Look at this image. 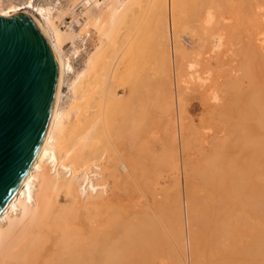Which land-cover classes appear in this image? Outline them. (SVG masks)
I'll return each instance as SVG.
<instances>
[{"label": "bare ground", "instance_id": "obj_1", "mask_svg": "<svg viewBox=\"0 0 264 264\" xmlns=\"http://www.w3.org/2000/svg\"><path fill=\"white\" fill-rule=\"evenodd\" d=\"M35 1L0 0L1 18H9L11 16H26L45 35L47 42L49 43L51 49L56 55L58 61V69H59L53 111L42 145L37 155L35 156L34 160L32 161L22 183L20 184L19 188L16 190L12 198L9 200L8 205L4 209L3 213L0 215V264H149L145 260L136 262L135 258L138 256L139 250L144 251L145 253L148 252L151 255L148 257H152V255L157 250V247L159 246L160 242L163 239L162 237L163 230L167 231L168 235H170V237L174 239L175 243L178 246L184 245L185 248L188 247L187 249L190 253L191 240H190V232H189L188 201L186 199L183 200L185 216L182 213L183 219L181 220L179 216L178 203L174 200L176 197L173 198L169 194V192L167 191L165 192V190L162 191L165 193L164 195L157 194L156 189L154 190L156 183L154 185H151V187L149 184L148 186L146 185V189L148 190L147 193L151 194L154 203V206L151 207V211L149 208H147L146 212L143 211L144 215L142 214L143 216L141 217V219L138 218V220L134 221V223L127 224L125 220L127 225L121 228V230L118 232L116 241L111 242L108 238H106V236L102 235V232L104 233V231L101 230V225H99L100 223H98L100 222L99 220L98 222L90 221V226L88 227L89 229L88 228L87 229L88 231L90 230L91 232L89 231L88 234L83 232L84 229L82 227L81 228L83 230L81 229L82 230L81 232V230L79 229L78 222H76L75 224L73 223V220L77 219L78 217L76 213L78 210L79 211L84 210V215L86 213V217L93 216L94 218L97 216V212H101L102 214L104 213L109 214L110 212H113L114 214H116V210H118V208L119 209L121 208L122 204L120 202L123 200L122 196L120 195L121 193L119 194L117 191H119V189L124 185L127 184L130 185V182L132 181L137 182V180L138 181L143 180L144 177L142 176L143 173L141 174V167L139 170V166H142V164H140L141 162L139 160H135V158H130L131 154L129 150L135 148L136 146L138 148V145L143 141L146 132L151 128L150 117H149V114L151 113L150 111H152L153 108L151 99L157 100L158 105L162 107L163 103L167 101L166 99V96H168L167 89L165 88V85L161 83V76L163 72L161 71L160 65L158 63L154 62L153 64L154 72L152 73V75L156 77V80L154 81L147 78L148 76H146L145 74L141 75V73L136 71L137 68L136 62L142 61L143 59L141 57V53L145 49H143L144 46H143L142 36L145 33L144 30H146V27L144 29L140 28L139 31L137 32L138 36L136 37H134L135 35L130 34V32H134V30L136 31V28H138V26L142 24L141 22H140L141 24H139V22H137V19L135 22L133 16L131 17L132 18L131 20L134 21H131L129 27L127 28V32L121 34L122 35L120 36L121 39L118 40L120 41L119 47L121 46L122 53L126 49V45L130 44V47L128 48V50H125L122 56L120 54L119 57L116 54L117 50H115L114 48L118 62L112 65L109 61L108 54L103 52L104 49L103 50L99 49L102 47H99L98 49L96 48L97 51H95L94 54H90L87 57L83 69L79 71L78 74H76L77 76L75 75L76 77L71 82L68 81L69 83L67 82L68 84H65L67 75L73 73V69L70 64V56L68 54L71 53L72 56H78L80 54L81 48H83L82 46H85V38H87L86 36L91 35L87 30L89 29L88 28L89 21L90 20L94 21L92 25H94L95 30L101 39L100 46H103L102 44L104 43H102V41L104 42L109 40L112 41L113 40L112 38L116 36L114 32L115 28L120 26L121 23L123 22H126V24L129 22L128 18L130 14H129V10H127V4L129 2L131 4L132 0H45L44 2L46 3L45 4L43 3L44 5L42 4L40 5V3L36 5L34 3ZM164 1L165 0H153V2H151V4L153 3L152 11H151L152 15H150L151 22H147L150 24H148L149 26L147 27V31L145 34L148 35L149 33H151V35H153V32L157 26L153 24V21L157 22V20L159 19V13L162 10ZM175 2L180 7L179 9L181 11V15L179 17V25L182 27H186L188 26L190 20V16L187 14V9L185 7L186 0H175ZM104 3L107 4L105 9L108 12V17L106 15L107 18H105L107 19L106 21H102L100 16L99 17L93 16V11L99 5ZM137 13L138 12H136L135 14ZM140 15L138 16L142 18V14ZM213 18H214L213 12H211L210 10L207 11L203 20L204 24L206 26L210 25ZM137 23L139 25H137ZM142 27H144V24ZM205 32L206 33L209 32V29H206ZM234 32L236 31L234 30ZM224 33H225L224 35H226L227 37V34L229 32L226 28L224 29ZM169 43L172 48H177L179 50V54L181 56L183 51L179 49L175 38L169 37ZM224 43L225 42L218 40L215 44L216 50L223 47V45H226ZM67 50H70L68 54L66 52ZM115 54H114V58L116 57ZM181 57L183 58L185 56H181ZM127 63L129 66L128 69L129 72L123 74L121 68L123 65ZM182 63L183 62H181L178 67L179 75L181 77H183L186 74L185 69L186 70L192 69V65H190V63L192 62H186L187 65ZM114 77L115 79L119 77L120 80L123 82L122 83L124 87L123 90H125L126 96L121 97L112 91L111 83L114 82L113 84H115L116 82V80L112 81ZM157 82H160V86H161V90L158 89V91L155 85ZM253 82L254 81H252V83ZM257 82L258 81H256L255 83ZM250 85L252 86V84ZM253 88L254 87L252 86V89ZM64 90H67L66 92H68L70 96H67L68 94L65 95ZM254 95H256V93ZM256 96L258 97L259 95L257 94ZM256 96L254 97L255 99L254 98L252 99L256 100L257 99ZM212 100L214 102H217L218 97L214 96ZM258 102L259 99L258 101L254 102L255 104L253 103L254 106L257 105L255 107L256 109L254 108V113L255 111H257V109L258 112H261L259 111L260 109L263 110L262 107L264 106L262 105L263 104L262 99H261L262 103L259 102L262 106L258 105L257 104ZM70 104H76L77 107L75 108V110L68 109V106ZM248 106L250 107V109L248 108L250 111L251 106L253 105L251 104V106L250 105ZM248 106H246V108ZM258 106L260 109L258 108ZM213 111L214 110H212V112ZM226 111L227 110H224V112L214 111V113L216 114V116L220 118V116H226L228 114ZM251 111L252 114L254 115L253 109ZM251 111L249 112L251 119L252 117L256 116L257 119L255 120H258L260 117L262 118L264 115V113L263 114L260 113L262 116L259 115L258 118L257 117L258 114L253 116L251 114ZM236 112L239 111L236 110ZM229 114L231 115V113ZM243 114L244 113H242V116L246 115ZM247 116L245 117L249 119L251 122L254 120V119L251 120ZM261 118L259 119V121H257L258 123L264 122V118L263 120ZM243 119H244L243 117L239 119V121L240 120L243 121V124L237 122L238 126L239 124H241L240 126H242V128H244V125L247 124L245 123L247 119L245 121ZM251 122H249V124L254 123L255 126L256 121L252 123ZM237 123H234V125H236ZM234 125L233 127H235ZM258 126L259 127L257 128H260V126L263 125L259 124ZM226 127H228V125ZM247 127H249L248 124ZM230 128L231 126H229V129ZM261 128L263 129V127ZM237 129L233 130L232 128L231 132L233 133L235 131V133L233 134H236ZM249 129L250 128H248V130ZM243 130L242 133L244 132ZM239 131L241 132V127ZM250 131L253 132V129L251 128ZM256 131L257 129L255 130V133H257ZM262 132L264 133V130ZM249 133L250 132L248 131V133H246L245 136L246 135L248 136ZM259 136H261V134ZM239 138L241 137L239 136ZM243 139L245 138L242 137V140ZM236 141L238 142V139ZM244 142L246 143L247 141H241V143ZM234 144H232L233 147ZM242 145L240 146V148L241 147L245 148L244 146L245 144ZM249 145L250 143L246 148L249 147L248 149H250ZM259 145L257 144V146ZM252 146H254L253 143ZM220 147L221 145L220 146L218 145L213 150L212 158L207 160V162H205V166L202 167V169L203 168L205 169V172L207 174L208 183L210 184L209 187L212 186L213 188L212 190L210 189L211 190L210 193H212L216 197L217 201H219L220 204H224V202H226L227 196L229 195L223 194V190L224 192L225 190L228 191L227 188L225 189V185L226 183L228 184L229 181L231 180L230 183L232 182L233 185L231 187L232 189L231 191L234 194V191L238 190L239 194L237 195V192H235L236 196L243 197L245 202L244 205H247L249 201L248 199L247 201H245V198H247L246 195L255 194V193L253 194V191H255L254 190L255 184L253 185L249 182L251 180L248 179V176L250 174L246 175L247 173L246 169L242 168L245 166L243 161H242L243 165L242 163H240L241 166L239 167L238 175L237 174H235L236 176L233 175L235 172L233 168H237L239 165L237 166V164H235L237 167L234 166L233 162H235V160L231 158L232 154H234L231 153L232 148L230 147L231 148L230 150L225 149L223 151L224 149L223 146L222 148ZM127 148H129L128 152L126 150ZM166 150H162L160 152L156 168H158L160 164L161 167L166 166L165 164L170 161L172 155L174 159L175 157L178 156L172 154L173 151L171 153H167ZM240 150H242L243 152L244 149L243 148L239 149L238 147V150H236L237 155L240 154V152L238 153V151ZM232 151L234 152V149H232ZM182 153H184V151ZM260 153H262V151ZM246 156L249 155L246 154ZM230 158L231 161H233L232 163H230L231 162ZM161 167L159 168L161 169ZM251 168L254 169V165ZM262 168H264V166ZM156 170L158 171L157 174H160V172H162V171L159 172L158 169ZM262 173L264 172L262 171ZM256 177L253 178L256 179ZM258 178L260 179V176ZM262 181L263 180H261V182L259 181L257 182L262 183ZM139 183H141V181H139ZM174 184H175L174 188H176V195L177 196L181 195L180 194L181 183L179 184L178 181H175ZM129 185H127V187ZM233 188L237 190L235 189L233 190ZM257 188L258 187L256 186V189ZM263 190L264 187L261 190V192L259 191V193H257L258 191L256 190L257 194H255L253 197L255 201L252 200L255 202L252 203V205L254 204L253 207L250 204L252 201L249 202L248 204L249 210L250 207H252L251 209L253 208L255 209L254 213H256V211H260V215L263 218V220L260 223V229L257 231L258 233L256 234V236H254L255 234L252 235L253 233L251 234L252 236H254V238H252L254 240L253 243L255 244L254 246H252L253 249L250 248L252 250L247 251L246 248V252H244V255L247 257V255L249 254V258H250L254 256V251L258 250L257 257L261 259L264 263V192H262ZM197 192L198 191L195 190V194ZM63 193L65 194V197L67 196L70 203L68 204V206L65 204L66 207L62 206V204L59 202L61 194ZM238 197L236 199H238ZM168 199L170 200L171 204H166L165 201ZM196 200L197 199H195V197L192 195L190 202H192L194 205H198ZM209 200L210 203H212L213 199L212 201L211 199ZM231 200L232 199L230 198V201ZM238 200L239 202L238 201L236 202L233 201V202L240 203L241 199L239 198ZM243 203L241 202V204ZM237 207H239V205ZM228 208L230 207L229 206L227 208L224 207V212L222 214L221 223H223V226L222 224L218 225L219 227L218 231H220L219 229L222 230L221 235L223 234L224 238L226 237L225 236L226 234H229V229L231 228V222H230L231 215H233L232 214L233 211L230 212ZM126 209L130 210L128 206L126 207ZM133 209L135 208H132L131 210ZM221 211L222 210H220L219 212L221 213ZM127 212L129 211H126V213ZM191 213L193 212L191 211ZM244 213L246 212L244 211ZM244 213H240V215L243 214L242 220H244L243 218L249 219L248 216L245 217ZM133 214L135 215V213ZM108 217L105 218L106 221L105 220L103 221L107 222ZM232 218L234 219V217ZM217 219L219 220V218ZM238 219H239V215L237 220ZM253 219H254V215H253ZM219 222L220 221H218V223ZM232 222L236 224V222H240V221H232ZM93 223L95 224V226H93ZM201 223H203V225L204 223H206L205 225H207L208 221L206 220L205 222H201ZM215 224L214 226H216ZM205 225L202 227H205ZM220 225L222 226V228ZM247 225H249V222ZM251 226H252L251 228L253 229V225ZM243 227L241 231L244 230ZM256 227H258V225ZM207 228L206 229L204 228L205 229L204 232L208 230ZM214 228L212 223V228L210 227V229H214ZM247 229L249 230V228ZM254 230L255 228L253 229V231ZM201 231H203V229H201ZM245 232L248 233V231ZM211 233H213V231ZM208 235L211 234L209 233ZM237 236L238 235H236V237ZM243 238H245V236L242 237V239ZM209 241H207V243ZM236 243L238 244V242ZM232 244L233 243H231L230 246ZM234 245L235 244H233V246ZM230 246L227 247L226 245L228 249L230 248ZM255 246H256V250L254 249ZM221 247H223L222 244ZM194 251L195 250H193V252ZM230 251L231 250H229V252ZM208 252H211V250ZM221 252L224 253V250ZM238 254L239 253H237L236 255ZM208 255L209 254H207V256ZM208 257L207 259H209ZM212 257L213 256H211V259ZM235 257L236 256L234 255L233 258ZM237 258L239 257L237 256ZM145 259H147L148 261L150 260L149 258H145ZM176 259L175 261H177ZM244 259L246 261L244 260L242 261L247 263L248 258H244ZM250 260H248V262ZM231 261H233L232 258ZM235 261L236 260L234 259L233 262ZM251 261L249 262L250 264L252 263ZM233 262L229 264H237L238 261H236V263ZM221 263L222 262H220V264ZM188 264H197L195 260H192L191 254H189Z\"/></svg>", "mask_w": 264, "mask_h": 264}, {"label": "rangeland", "instance_id": "obj_2", "mask_svg": "<svg viewBox=\"0 0 264 264\" xmlns=\"http://www.w3.org/2000/svg\"><path fill=\"white\" fill-rule=\"evenodd\" d=\"M33 1H35V0H33ZM41 1L42 0H37L34 3L36 5L39 3H40V5L41 4L44 5L46 3V2H44L45 0H43L42 2ZM151 2H153V0H132L131 4L129 2L127 4V10H129V14H130V16L128 18L129 22L127 24H126V22H123V23H121L120 26H118L119 28L118 27L115 28L114 32H115L116 36H114V38H112L113 39L112 41L111 40L105 41V42L102 41V43H104V44H102L103 46H100L101 45L100 44L101 39H100L99 35L97 34L94 25H92L94 21L90 20L89 24H88L89 29H87V30L89 31V33L91 35L86 36L88 39L85 38V46H82L83 48H81L80 54L78 56H72L71 53L68 54L70 50L66 51L67 54L70 56V64L72 66L73 73L74 72L75 73L67 75L65 84H68L77 76L76 74H78L79 71H81L83 69L87 57L90 54H94L95 51H97L96 48L98 49L99 47H102L99 49H102V50L104 49L103 52L108 54L110 63L112 65H114V63L116 64V62H118L117 55H118V57L120 54L122 56L124 54L125 50H128V48L130 47V44L126 45V49L122 53L121 52L122 51L121 46L119 47L120 41H118V40L121 39L120 38V36H122L121 34H124L127 32V28L129 27L131 21L135 20V22H136V19H137V22H139V24H141V23L142 24L139 25L137 23V25H139V26H138V28H136V31L134 30V32H136V33L130 32V34H133V35H135L134 37H136V36H138L137 32L139 31V29L140 28L144 29L145 27H146V30H144V31L146 33L147 27L149 26L148 24H150L147 22H151V18H150L151 16L150 15H152L151 11H152V5H153V3L151 4ZM106 6H107L106 3L99 5L93 11V16L94 17L100 16L102 21H106L107 19H105V18L108 17V12L105 9ZM185 7L187 9V14L190 16L188 26L182 27L179 25V17L181 15V11L179 9L180 7L177 5L175 0H165L164 4L162 6V10L159 13V19L157 20V22L153 21V24L157 25L156 29L153 32V35H151V33L147 32V33H149L148 35L144 33L142 36L143 46H144L143 49H145V50H143V52L141 53V57L143 58L142 61L136 62L137 63L136 71L141 73V75L145 74L146 76H148L147 78L154 81V80H156V77H154V75H152V73L154 72V70H153L154 65L153 64H154V62L158 63L160 65L161 71L163 72V74L161 76V83H163V85H165V88L167 89V95H168V96H166L167 101L163 103L162 107H160L158 105L157 100L151 99L152 106H153L152 111H150L151 113L149 114L150 127L151 128L146 132L144 139L138 145V148H137V146L135 148H132L133 151H132V149L129 150V148L126 149L127 152L129 150L130 154L132 155V156L130 155V158H135V160H139L141 162L140 164H142V166H139V170L141 167V174L143 173L142 176L144 177L143 180H139V181H141V183H139L138 180H137V182L132 181V182H130V185L127 184V185H129L128 187H127V185H124L123 187H121L119 189L120 192L117 191L119 194L121 193L120 195L122 196L123 200L120 203L123 206L120 204L121 208L120 209L118 208V210H116V214H114L113 212H110L109 214L104 213V212H103L104 214H102L101 212H97V216L94 218L93 216L86 217V213L84 215V210H81V211L78 210L76 212L78 217H77V219L73 220V223L75 224L76 222H78L79 223L78 224L79 229L81 230L83 228L84 229V230L82 229L83 232L88 234V232L90 231V230L88 231V229H89L88 227L90 226V221L91 222H94V221L98 222V220H99L100 222H98V223H100L99 225H101V230L104 231V233L102 232V235L106 236V238H108L111 242L116 241L118 232L121 230V228L125 227L127 224L134 223V221H137L138 218L141 219V217L144 215V212H146L147 208H149L151 211V207L154 206V203H153V199H152L151 194L147 193L148 190L146 189V185L148 186V184H149L151 187V185H154L156 183L154 190L156 189L157 194H163L164 195L165 193L162 191L165 190V192L166 191L169 192V194L173 198L176 197L174 200L178 203L179 216H180L181 220L183 219L182 213L185 216V213H184L185 210H184V205H183L184 201L183 200L186 199L188 201V204H189V208H188L189 232H190V240H191L190 253L187 249L188 247L185 248L184 245L178 246L175 243L174 239H172L170 237V235H168L167 231L162 229L163 230V232H162L163 239L160 242L159 246L157 247V250L152 255V257H148V256H151L148 252L145 253L144 251L139 250L138 256L135 258L136 262L145 260L149 264H171V262H172V264H188L189 254H191L192 260H195L197 264H207V263L208 264H220V262H222L221 264H229V263H232L234 261V259L239 262V263L237 262V264H240L241 262H242L241 264H244V263L250 264L249 262L251 260H252L251 264H255V263L256 264H260V263L264 264L263 261L257 257L258 250H256V246L254 247V249L257 252L254 251V256L249 258V254L247 255V257L244 255V252H246V248H247V251H251L253 249L252 246H254L255 244L253 243L254 240L252 238H254V236H256V234L258 233L257 231L260 229V223L263 220V218L260 215V211H256V213H254L255 209L254 208L251 209V208L254 205V204L252 205V203H255L254 202L255 200L253 198L254 195L259 193V191L261 192V190L264 187V184H263L264 183V175H263L264 173H262V171L264 172V168H262L264 166V140H263L264 139L263 138L264 133L262 132L264 130V124H263L264 122L263 123L257 122L261 118V117L259 118L258 116L264 113V112H262V111H264V107H262L263 108V110H262L258 106V108L260 109L259 111H261V112H258V109H257V111H255V113H254V108L257 106V105L254 106L255 101H258V99H259V102H261V99H262V102H263L262 105L264 106V99H263L264 98V96H263V94H264L263 93L264 92L263 91L264 90V60H263L264 57H262V56H264V0H186ZM209 10L211 12H213L214 18L211 21V24L206 26L204 24L203 20H204L206 12ZM188 11H190V12H188ZM136 12H138V13L135 14ZM139 12H140V14H142V18L140 17L141 15L139 14ZM150 12H151V14H150ZM106 15H107V17H106ZM138 15H140V16H138ZM132 16H133L134 20H131ZM148 18H149V20H148ZM143 20H145L146 22ZM67 21H69V20H67ZM143 24H144V27H142ZM90 26H93V27H90ZM225 28L229 32L227 34V37H226V35H224L225 34L224 29ZM206 29H209V32L206 33L205 32ZM234 30L236 32H234ZM149 35H150V38H149ZM145 36H147V37H145ZM169 37L175 38L179 49H181V51H183L181 56H185V57L182 58L179 54V50L177 48H172L170 46ZM99 40H100V42H99ZM218 40L225 42L224 44H226V45H223V47L216 50L215 44ZM228 41H229V43H228ZM108 42H110V43H108ZM98 44H99V46H98ZM114 48H115V50H117L116 51L117 55L115 54ZM114 54L116 55L115 58H114ZM181 62H183L182 64H186V62H192V63H190V65H192V69H189V70L185 69L186 74L183 77H181L179 75V70H178L179 64ZM128 69H129V66L127 63V64L122 66L121 71L123 72V74H125V73L129 72ZM177 74H178V76H177ZM117 79H115V77L113 78L112 81L116 80V82H115V84H113L114 82L111 83L112 84L111 89L115 94H117L121 97H124V96H126V94H125V90H123L124 89V87L122 85L123 82L120 80L119 77H117ZM252 81H254V82L252 83ZM256 81H258V82L255 83ZM250 84H252V86L254 87L253 89H252V86ZM155 85H156L157 91H158V89L161 90L160 82H157ZM66 91L67 90H64L65 95L68 94V92H66ZM261 91H263V92H261ZM253 93L254 94L256 93V95L258 94L259 96L257 97ZM252 94H253V96H252ZM67 96H70V94H68ZM214 96L218 97L217 102H214L212 100V98ZM255 96L257 97L256 100H254ZM252 98H254V99H252ZM234 99L237 101H235ZM249 101H251V102H249ZM231 102H233V103H231ZM259 102L257 104L262 106ZM246 103L247 104L249 103L248 105H250V106H251V104L254 106V107L251 106V110L253 109L254 115L258 114L257 117L259 119L255 120L257 118H256V116H254L252 114V111L250 110L251 114L255 117V118L252 117V119H254L252 122L256 121L255 126H254V123H252L249 119H247L245 117L250 112L249 111L250 107ZM69 106H68L69 110H75V108L77 107L76 104H70ZM246 106H248V107L246 108ZM245 108L247 109V111ZM212 110L218 111V112H224V110H227L226 112L228 114L226 116H220V118H219L218 116H216L214 111L212 112ZM236 110L239 112H236ZM242 110L243 111L245 110V111L243 112ZM246 112H248V113H246ZM229 113H231V115ZM242 113H244L246 115L243 114L244 116H242ZM237 117H239V118H237ZM242 117L244 118L243 119L244 121L247 119L245 123H247L249 125V127H247V124L244 125V128H242V126H240L241 124H239V126H238V123L243 124L242 120H240L242 122L239 121V119H241ZM247 117L250 118V113L248 114ZM263 118H264V115L261 119L263 120ZM237 119H238V121H237ZM249 122H251L252 124H249ZM234 123H237L236 124L237 126L234 125ZM257 123H258V125L262 124L263 126H260V128H257V127H259L257 125ZM224 124L226 126L228 125V127H226ZM233 125L235 127H233ZM229 126H231L230 129H229ZM245 126H246V128H245ZM236 127L237 128L239 127V128L237 129ZM240 127H241V132L239 131ZM253 127H256V128H253ZM261 127H263V129ZM232 128H233V130L237 129L236 134H233V133H235V131L233 133L231 132ZM248 128H250V129L252 128L253 132H251L250 129L248 130ZM254 129L255 130L257 129V131H256L257 133H255ZM242 130L244 131L243 133H242ZM238 131H239V133H238ZM248 131L250 133L248 134V136L247 135L245 136V134L248 133ZM260 134H261V136H259ZM239 136L241 138H239ZM242 137H244L245 139L242 140ZM236 138L238 139V142L236 141L237 140ZM220 139H223V140H220ZM252 140L255 142V144ZM241 141H247V142L241 143ZM228 142H230V143H228ZM231 143L232 144L237 143V144H234V147H233V145ZM249 143H250V145H249L250 149H248L249 147L246 148ZM252 143L254 146H252ZM229 144H231V145H229ZM240 144L241 145L245 144L244 145L245 148L244 147L240 148V146H241ZM257 144L258 145L260 144V145L257 146ZM218 145L219 146L221 145L220 148H222V146H223V148H224L223 151L225 149H229V150L231 148L234 149V152L231 149V153H234L235 155H237L236 150H238V147H239V149H242V148L244 149L243 150L244 153L242 152V150H240V151H238V153L240 152V154H238L237 156L232 154V156H234L236 158L231 156V158H233L235 160V162L231 161V158H230V161H231L230 163L233 162L234 166H236L235 164H237V166L239 165L238 167L236 166L237 168H233L235 170L234 174L232 172V174L234 176H236L235 174L238 175L239 167L241 166L240 163H242V161L244 162V165H245L242 168L246 169V171H247L246 175L250 174L249 176H252V177L248 176V179L252 180V182H251V180L249 181L251 184H253V185L255 184L254 185L255 191H253V194L254 193L255 194L254 195L247 194L246 195L247 198H245V201H247V199H248L249 202L254 200L250 203L252 205V207H250V210H249V206H248L249 202L247 205H244L245 204L244 198L240 197V196L239 197L236 196L235 192H237V195H238L239 194L238 190L233 188V190L234 189L237 190V191H234L235 195L231 191L232 190L231 187L233 186L232 182L230 183L231 180L229 181L228 184L226 183V185H225V189L227 188L228 191L225 190V192H224V190H223V194L229 195V196H227V199L225 198L226 202H224V204H220V202L217 201L216 197L212 193H210L213 188H212V186L209 187L210 184L208 183L207 174L205 172V169L204 168L202 169V167L205 166V162H207V160L212 158V152ZM163 147H165V148H163ZM258 147H260V148H258ZM166 148H167V150H166ZM134 149H136V150H134ZM162 150H166L167 153H171L173 151L172 154H174L175 156H177V155L178 156L175 157V159H174V157L172 155L170 161L165 164L166 166L161 167V164H160V166L158 165L159 167H161V169H160L159 167L158 168H156V167H157V163H158L159 154ZM183 151H184V153H182ZM261 151H262V153H260ZM253 152H255V153H253ZM246 154L249 156H246ZM139 157H140V159H139ZM262 158H263V160H262ZM249 160L252 163H250ZM238 162H239V164H238ZM253 162H255V163H253ZM259 164H261V165H259ZM242 165H243V163H242ZM247 165H248V167H247ZM253 165H254V169L251 168V167H253ZM247 168H249V169H247ZM156 169H158L159 172L160 171H162V172H160V174H157L158 171ZM259 176H260V179L258 178ZM253 177L254 178L256 177V179H254ZM261 180H263L262 183L257 182V181L261 182ZM175 181H178L179 184L181 183L180 184V194L181 195H178V196L176 195V188H174V185H175L174 182ZM132 183H134L135 185ZM133 186H134V188H133ZM144 186H145V189H144ZM256 186L258 187L257 189H256ZM133 189H134V191H133ZM208 189H209V191H208ZM195 190L198 191L196 193L197 196L195 194ZM256 190L258 191L257 193H256ZM121 191L124 192L126 194V196ZM191 192H192V194H191ZM262 192H264V190ZM192 195L195 197V199H197L196 201H197L198 205H194L192 202H190ZM126 197H128V198H126ZM207 197H208V199H207ZM228 197H230L232 200L230 201V198H228ZM237 197H238V199L239 198L241 199L240 203H238L239 200L236 199ZM209 199H211V201L213 199L212 203H210ZM242 199H243V201H242ZM127 200H128V202H127ZM158 200H159V198H158ZM214 201H215V203H214ZM233 201H235V202L238 201L237 202L238 204L233 202ZM59 202L64 207H66V205L68 206V204H70L69 199L67 198V196L65 197L64 193L61 194ZM165 202H166V204H171L169 199L166 200ZM241 202L242 203L244 202V203L241 204ZM137 203H138V205H137ZM226 203L230 207V208H228L230 210V212L233 211L232 212L233 215H231V221L230 222H231V228L232 229L234 228V229L232 230L230 228L231 231L229 229V234H226L225 235L226 237L224 238V235L223 234L221 235L222 230L219 229L220 231H218V228H219L218 225L222 224V226H223V223H221L222 222V214L224 212V207L225 208L228 207L226 205ZM238 205H239V207H237ZM242 205H244V206H242ZM127 206L130 210L126 209ZM130 206H132V207H130ZM213 207H214V209H213ZM132 208H135V209L131 210ZM220 210H222L221 213L219 212ZM119 211H120V213H119ZM126 211H129V212H127L128 214L126 213ZM189 211H190V214H189ZM191 211L193 213H191ZM244 211L246 213H244ZM111 213H113V214H111ZM133 213H135V215ZM136 213L138 216L136 215ZM198 213H200V214H198ZM240 213H244L245 217L248 216L249 219L243 218L244 220H242L243 214L240 215ZM252 214L254 215V219H253ZM82 215H84V216H82ZM210 215L212 218L210 217ZM238 215H239V219L237 220ZM204 216H206L207 218ZM106 217H108L107 222H105ZM232 217H234V219H236V220H234ZM120 218H122V219H120ZM217 218H219V220ZM240 218H241V220H240ZM257 218H258V220H257ZM259 218H262V219H259ZM100 219H102V220H100ZM103 220H105V221H103ZM125 220H126L127 224H126ZM206 220L208 221L207 225H205L206 223H204L205 227H202L204 225L201 222H205ZM218 221H220V222L218 223ZM232 221H240V222H236V224H237L236 225ZM258 221H260V222H258ZM248 222H249V225H247ZM255 222H256V224H255ZM123 223H124V225H123ZM212 223H213V228L215 227L216 229L215 228L210 229V227L212 228ZM233 223H234V225H233ZM241 223L244 227L241 225ZM250 223H252V224H250ZM257 223H259V224H257ZM209 224H211V225H209ZM214 224L216 226H214ZM240 225H241V227H240ZM251 225H253V229L255 228L254 231L251 228L252 227ZM257 225H258V227H256ZM93 226H95L94 223H93ZM222 226H221V228H222ZM232 226H235V227H232ZM239 227H240V229H239ZM242 227L244 229L243 231H241ZM204 228L205 229L207 228L209 231L206 230L204 232V230H205ZM247 228H249V230ZM201 229H203V231H201ZM82 230H81V232H82ZM238 230H240V231H238ZM115 231H116V233H115ZM212 231L215 234L211 233ZM245 231H248L249 234ZM239 232H241V233H239ZM209 233L211 235H208ZM251 234L252 235L255 234V235L252 236ZM236 235H238V236L236 237ZM244 236H245V238L242 239V237H244ZM238 237H240L241 240ZM233 239L236 242H238V244ZM246 239H247V241H246ZM209 240H211V241H209ZM207 241H209V242L207 243ZM215 241H216V243H215ZM223 242H224V244H223ZM225 242L226 243L229 242L230 244L233 243L235 245L233 246V244H232L231 245L232 247H231L230 244L228 243L230 248H231V249L230 248L228 249L227 247H229V246ZM221 244L223 247H221ZM250 244H251V246H250ZM226 245H227V247H226ZM248 246H250V247H248ZM215 247H216V249H215ZM160 248H162V249H160ZM168 248H169V250H168ZM208 248L211 250V252H208V251H210ZM250 248H252V249H250ZM243 249H245V250H243ZM193 250H195V251L193 252ZM223 250H224V253L221 252ZM229 250H231L230 251L231 254H230ZM235 250H236V252H235ZM212 252H214V253H212ZM226 252H229V253H226ZM232 252H233V254H232ZM144 253L146 256L144 255ZM237 253H239V254L236 255ZM172 254H174V255H172ZM196 254H198V255H196ZM207 254H209L208 255L209 257L207 256ZM216 254H218V255H216ZM195 255H196V257H195ZM234 255L236 256L235 258H233ZM211 256H213L212 259H211ZM231 256H233V257H231ZM237 256L239 258H237ZM255 256H256V259H255ZM176 257H177V259H176ZM207 257L209 259H207ZM215 257H217V258H215ZM243 257L248 258L247 263L244 262L246 260ZM145 258H149L150 260L148 261ZM231 258L233 261H231ZM163 259H164V261H163ZM175 259L177 261H175ZM217 259H219V260H217ZM222 260H224V261H222ZM242 260H244V261H242ZM248 260H250V261L248 262ZM236 261L233 263H236Z\"/></svg>", "mask_w": 264, "mask_h": 264}, {"label": "water", "instance_id": "obj_3", "mask_svg": "<svg viewBox=\"0 0 264 264\" xmlns=\"http://www.w3.org/2000/svg\"><path fill=\"white\" fill-rule=\"evenodd\" d=\"M58 70L45 35L28 17H0V215L42 145Z\"/></svg>", "mask_w": 264, "mask_h": 264}]
</instances>
